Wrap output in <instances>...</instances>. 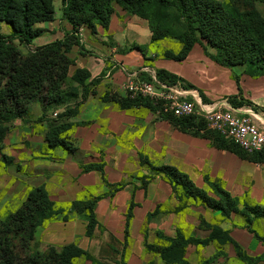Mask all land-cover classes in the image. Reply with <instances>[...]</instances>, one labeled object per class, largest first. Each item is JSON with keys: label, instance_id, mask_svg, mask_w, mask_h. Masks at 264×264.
Segmentation results:
<instances>
[{"label": "crops", "instance_id": "obj_1", "mask_svg": "<svg viewBox=\"0 0 264 264\" xmlns=\"http://www.w3.org/2000/svg\"><path fill=\"white\" fill-rule=\"evenodd\" d=\"M258 9L264 14V2L258 3ZM60 10L55 9L54 20L38 24L42 32L34 39L35 45L63 39L65 32L72 29ZM79 36L86 52L82 53L78 45L73 46L69 56L74 63L69 67V74L73 75L76 69H86L90 73L87 83H95L90 84L94 92L80 106L78 113L70 119L66 118V121L75 122L65 135L75 147V154L66 153L67 158L64 153H59L65 159L52 161L48 159L49 155L42 152L47 144L45 134L49 128L48 122L58 123L62 120L59 114L65 111L61 108L63 104L43 108L41 104L34 103L26 118L14 121L15 128L5 139L4 150L7 152L13 144L7 142L10 134V138L14 139L26 132L29 142L25 148L19 149L27 151L20 158L24 160L21 164L31 166L30 173L43 171L42 184L50 189V193L46 190L51 199L58 202H71L86 191L94 190V195L108 192L109 187L103 177L111 184L126 183L114 196L98 201L96 214L104 228L102 235H112L120 243L124 242L126 214L133 201L130 236L125 248L121 243V252L118 249L121 254L118 253L116 261L102 252L104 246L108 247L106 244L95 245L89 239L85 233V223H80L81 227L77 228L76 220L46 221L42 225H46L44 228L41 226L37 229L34 243L45 250L50 245L77 242L94 260L113 264L118 261L120 264H165L159 253L146 250L142 227L147 225L146 236L150 244H161L157 232L175 236L178 230L188 237L206 239L211 231L200 226L202 217L206 222L216 223L227 230L250 256L262 254L264 242L248 230L242 215L232 213L229 218H222L219 211H213L192 199L188 209L178 213L179 200L172 185L162 175L146 178L148 183L143 186L141 175L150 174V171L142 164L140 154L147 156L154 166L171 165L184 171L196 186L211 196H214V192L206 178L220 181L233 197L240 199V207L243 200L264 207V160L242 158L234 151L216 147L210 139L180 130L164 117L163 114L168 112L162 107L156 111L146 105L122 108L112 100L104 101V97L107 93L127 96L126 87L133 72L143 79H149L152 73L157 76V70L165 69L181 77L185 84H190L187 87L183 82H178L192 94L208 100V103L222 104L223 108L231 106L250 111L258 125L264 128V74L251 75L244 65L223 66L212 59L200 43H196L183 60L166 58L151 45L152 33L148 20L119 5L114 6L107 29L97 25L92 31L83 26L79 29ZM136 46H141L144 52ZM208 50L213 52L212 48ZM192 94L188 96L190 100L194 98ZM241 100L244 104L238 106L236 102ZM15 147L6 155L17 161ZM90 163H103V177L99 170L83 171L80 167ZM27 179L34 181L32 176ZM40 183L36 181L34 184L37 186ZM156 208H160V212L148 221V214ZM256 223L264 233V218ZM62 230L66 234L64 238L60 235ZM92 258L82 256L76 263L93 264ZM186 259L191 264H204L205 261L207 264H247L237 257L231 244L217 241H210L206 245L190 244ZM256 264H264V260Z\"/></svg>", "mask_w": 264, "mask_h": 264}, {"label": "trees", "instance_id": "obj_2", "mask_svg": "<svg viewBox=\"0 0 264 264\" xmlns=\"http://www.w3.org/2000/svg\"><path fill=\"white\" fill-rule=\"evenodd\" d=\"M63 18L72 25L65 32L63 39L36 46L26 54L21 52L14 43L18 39L21 44L30 45L42 32L35 24L52 21L55 18L53 0H0V23L6 22L12 27L11 37L0 31V150L10 133V125L18 118H26L34 103L43 108L50 105L67 104V109L59 114L58 123L49 125L45 134L47 145L51 148L73 150L71 142L65 137L67 131L75 124L66 121L74 117L85 103L88 96L94 92L87 83L90 73L86 69H76L69 74V67L74 60L69 56L74 45L81 52H86L80 41L79 29L86 26L95 31L97 25L108 28L114 6L119 5L129 12L145 18L149 22L152 33L151 44L165 38L178 39L182 43L180 50L164 51L162 55L169 59L183 60L196 43L204 45L208 55L219 64L232 67L244 65L251 75L264 74V14L258 9V3L264 0H62ZM144 52L141 46H136ZM209 48L213 52H209ZM160 81L169 84L185 82L181 77L165 69L157 70ZM238 81L239 78L237 77ZM76 83L78 88L69 84ZM93 83V84H94ZM190 87V84H185ZM81 97L80 100H78ZM75 105L70 106L72 101ZM114 101L122 108L146 105L153 110L161 109V105L149 97L142 95L123 97L117 93H107L104 101ZM209 102L208 100H205ZM234 102V101H233ZM242 106L244 101L236 102ZM180 130L193 136L210 139L222 149L234 151L242 158L261 161L264 151L248 152L233 140L225 137L219 131L208 126L207 121L199 113L188 116H175L172 113L163 114ZM208 126V127H207ZM4 161L10 158L2 154ZM143 165L150 174L141 175L142 185L154 175H162L175 192L179 205L178 213L188 209L190 200L213 211H219L222 218H229L232 213L244 217L246 227L254 236L264 242V234L258 232L254 223L264 218V207L233 197L220 181L206 178L213 189L214 196L199 188L187 173L171 165L154 166L144 154H140ZM99 170L104 174L103 163H90L83 166V171ZM104 182L109 191L99 195L78 198L63 208L49 196L46 188L32 187L24 202L5 217L0 218V264H76L82 256L92 258L89 252L76 243H69L61 248L50 245L40 250L34 245L36 231L46 221L61 217L66 221L69 213L86 214V235L93 238L95 229L101 227L98 222L96 207L100 199L123 189L124 182L111 184L105 177ZM134 202L131 201L126 214L124 244L130 236V224L133 218ZM160 212L156 208L148 214V221ZM200 226L210 229L206 239L188 237L181 230L175 236L157 232L161 244L147 242L144 230V246L148 252L159 253L165 264H191L186 259V250L190 244L206 245L210 241L220 244H231L237 257L247 264H256L264 260V252L258 256H250L229 234L216 223H208L202 217ZM118 252V249L116 250ZM121 254V253H120ZM124 256V252L122 253ZM93 259V258H92ZM208 262H204L207 264ZM93 264H105L94 260ZM120 264V263H119ZM124 264V263H121ZM153 264V263H150Z\"/></svg>", "mask_w": 264, "mask_h": 264}, {"label": "rangeland", "instance_id": "obj_3", "mask_svg": "<svg viewBox=\"0 0 264 264\" xmlns=\"http://www.w3.org/2000/svg\"><path fill=\"white\" fill-rule=\"evenodd\" d=\"M220 1L223 2L225 0H220ZM53 2H54L55 9H57V11L60 12L61 11L60 9L63 8V2H62V0H53ZM38 24H35V27H38ZM0 31L4 35H6L8 37H11L12 27L8 23H6V22H1L0 23ZM13 41L19 47V49L21 50V52H23L24 54H26L30 49H34L36 46H40V45H35L33 42H31L30 45H24V44H21L18 39H14ZM153 46H154V48L156 50H158V52H160V54H162L164 51H173V52L177 53L180 50V48L182 47V43L178 39L165 38V39L159 41L158 43L153 44ZM69 85L72 88H78V85L76 83H74L72 85L69 84ZM89 88H92V86H90ZM71 103L72 104H70V106H73V105H75L76 101L74 100ZM62 106L63 107H61V108H64L63 110H66L67 107H68L67 104H66V106L64 104ZM62 112H64V111H62ZM62 120H64V119H62ZM72 122H74V121H72ZM13 123H12V125H10V130L15 128V125ZM51 124H54V123H53V121L50 120L48 122V127ZM25 125L26 124L24 122V126ZM10 136H11V134L9 135V138H8L7 142L8 143H12L13 142V144L9 147V149L7 150V152L4 150L5 147H6V145H4L3 149L0 150V218L5 217L9 212L14 211L15 209H17L18 207L21 206V204L26 199V195H27L28 191L32 187H36L35 184H34V183H36V181H40L41 182L37 186H41V185L44 186V184H42V181L44 179L42 177L43 176V173H42L43 171L39 172L38 174L30 173V169H32L31 166H29V165L27 166V165L21 164V162H23L24 160H20V158L24 157L26 155L27 151H26V149H24V150H19V149L21 147H24L25 148L26 143L29 142L28 136H26V132H23L21 134V136H19L18 138L11 139ZM14 147L17 148V150H16V154L17 155L16 156H17V159L18 160L16 161V159L14 157H11L10 158V156L7 155V157L10 158V161L9 162L4 161L1 158L2 157V154H5V155L8 154V151H12V148H14ZM75 150L76 149L67 150V149L61 148V147L51 148L47 144H45L43 146L42 152L44 154L49 155L48 159H52V161L53 160L56 161V160H59V159H61V160L65 159L64 156L66 157V156H68L67 154H73L75 152ZM1 152H4V153H1ZM59 153H64L63 154L64 155L63 156V159H62V155H60ZM67 158H69V156ZM80 167L83 168V166H80ZM56 172H57V169H55L54 173H56ZM29 176L34 177V181L33 182H30L27 179V177H29ZM37 176H39V177H37ZM46 189L50 193V189L49 188H46ZM93 191H86V192L81 193L80 195H82V196L80 198L83 199V198H86V197H88L90 195H94L93 194L94 193ZM75 200H73V201H75ZM73 201H71V202H73ZM55 202L57 204L61 205L63 208H69V204H71V202H66V201L65 202L55 201ZM68 216H69V218L66 221L62 220L61 217L55 218L56 219L55 221H59V222H71V221L76 220L77 221L76 222L77 223V228L78 227H81L80 226V223H85V227H86V223H87V220H88L86 214H79V213L72 212L71 214L69 213ZM256 224L257 223L255 222L254 225H253V227L258 232H260L261 234H264L262 232L260 226L259 225H256ZM45 226L46 225H44L42 227L44 228ZM142 228H143V233H144V230L146 231L147 225L145 224ZM102 229H104L102 225H101V227H97L95 229L94 237L92 239L91 238H89V239L90 240H93V242H94L95 245H100V246L102 245V246H104V244H106L108 247H105L104 246L103 247L104 250L102 252L107 253L109 256H111L116 261V260H118V257H119V254L118 253H120L121 252V249H122L121 248L122 247L121 245L124 244V242H121L122 243L121 244L120 241L116 237H114L112 235H108L107 234V236L104 237L102 235V233H103L102 232ZM60 235L63 238H64V236H66V234L63 233V230L60 233ZM77 239H78V237H77ZM74 243H77V242H74ZM34 245L36 247H38V249L42 250V248L37 243H34ZM55 246L61 248L64 245H61V246L55 245ZM112 247H114V248L112 249ZM115 248L116 249H119L120 252H116V250L114 251ZM104 263L105 264H113L112 262H108V261H106ZM116 263L119 264V261L116 262Z\"/></svg>", "mask_w": 264, "mask_h": 264}, {"label": "built area", "instance_id": "obj_4", "mask_svg": "<svg viewBox=\"0 0 264 264\" xmlns=\"http://www.w3.org/2000/svg\"><path fill=\"white\" fill-rule=\"evenodd\" d=\"M127 92L132 96L142 95L161 105L163 110L175 116L199 113L212 129L233 140L248 152L264 151V128L260 127L250 111L222 104L208 103L192 94L179 83L169 84L152 73L143 79L137 72L130 74ZM193 95V100L188 98Z\"/></svg>", "mask_w": 264, "mask_h": 264}]
</instances>
